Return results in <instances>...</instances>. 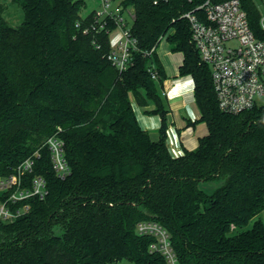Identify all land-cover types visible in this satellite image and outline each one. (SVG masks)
I'll list each match as a JSON object with an SVG mask.
<instances>
[{"label": "trees", "instance_id": "1", "mask_svg": "<svg viewBox=\"0 0 264 264\" xmlns=\"http://www.w3.org/2000/svg\"><path fill=\"white\" fill-rule=\"evenodd\" d=\"M2 1L0 176L39 150L29 177L43 176L49 193L0 224V264H166L150 251L155 238L138 235L143 221L169 232L181 264H264V222L239 231L264 211V103L238 115L220 110L211 68L182 18L208 0H123L138 40L124 72L107 59L106 28L115 24L94 12L83 18L84 0H12L24 15L18 27ZM240 1L264 41L257 5ZM164 38L183 54L179 73L194 78L209 128L179 157L166 142V73L157 53ZM133 102L155 106L149 113L162 118L158 141L140 126ZM52 136L64 142L71 169L63 179L42 147ZM212 182L220 186L208 193L202 185Z\"/></svg>", "mask_w": 264, "mask_h": 264}, {"label": "built area", "instance_id": "2", "mask_svg": "<svg viewBox=\"0 0 264 264\" xmlns=\"http://www.w3.org/2000/svg\"><path fill=\"white\" fill-rule=\"evenodd\" d=\"M260 21L264 28V0H260ZM104 11L95 12L98 21L109 19L122 30V37L112 45L107 59L120 72L133 65V52L138 40L133 36L125 15L134 18L133 9H126L123 0L109 10L110 0H103ZM182 18L189 21L192 39L201 60L210 66L214 91L222 112L238 115L253 109L264 99V41L258 39L248 20L240 0L214 3L210 0ZM104 21L102 27H106ZM107 29V34L111 31ZM88 32V30H85ZM110 41V38H109ZM157 80V74L152 73ZM162 95L168 94L162 91ZM42 147L48 148L56 175L65 178L71 172L65 156L64 142L57 136L49 137ZM40 151L22 162L13 173L0 176V224H9L29 212L28 204L22 203L47 197L49 190L46 179L41 175L29 177L40 158ZM136 231L140 236H152L155 242L151 252L161 254L166 264H181L173 248L169 232L159 223L143 221Z\"/></svg>", "mask_w": 264, "mask_h": 264}, {"label": "crops", "instance_id": "3", "mask_svg": "<svg viewBox=\"0 0 264 264\" xmlns=\"http://www.w3.org/2000/svg\"><path fill=\"white\" fill-rule=\"evenodd\" d=\"M161 49V47H160ZM157 48L159 59L166 73L161 91L168 94L165 97L169 110L167 115L166 142L172 156H182L186 151H193L199 145V140L209 133L208 125L201 121L202 113L195 99V80L191 75L181 76L179 65L170 61V44ZM140 126L146 130L152 140L158 141L162 118L149 113L154 105L142 108L133 102ZM208 135V134H207Z\"/></svg>", "mask_w": 264, "mask_h": 264}, {"label": "rangeland", "instance_id": "4", "mask_svg": "<svg viewBox=\"0 0 264 264\" xmlns=\"http://www.w3.org/2000/svg\"><path fill=\"white\" fill-rule=\"evenodd\" d=\"M85 1V7L82 9L81 11V15L83 18H86L87 16H89L90 14H92L93 12H101L104 11V5H103V0H84ZM255 2V4L259 7H261V2L260 0H253ZM4 7H5V11H4V16L7 19L8 23L13 26V27H18L21 25L24 15H23V11L22 9L15 3H12V0H3L1 2ZM121 3V0H110V8L114 9L115 7H117L119 4ZM127 21V25L130 28L132 25V17H130V15H125ZM122 37V30L119 27H115L112 29L109 38H110V43L112 45H114L120 38ZM169 44V42L167 41L166 38H164V40L161 41L158 49H162L163 45ZM160 49V50H161ZM183 59V54L181 52H173L171 50V46H170V61L174 64H177L180 66L181 62ZM264 103V99H261L259 102L260 104ZM208 134V133H207ZM206 134V135H207ZM220 186V183L217 182H212V183H205L202 185V188L204 190H206L208 193H212L217 187ZM260 220L264 222V211L261 212L254 220H252L246 227H243L241 229H239V231H245L248 229H251L254 225V222ZM57 231V230H56ZM60 231L58 230V233ZM115 264H134L130 261H122V262H118Z\"/></svg>", "mask_w": 264, "mask_h": 264}]
</instances>
